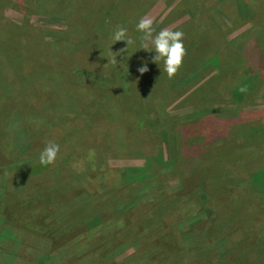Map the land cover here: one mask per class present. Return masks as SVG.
Wrapping results in <instances>:
<instances>
[{"label":"rangeland","instance_id":"rangeland-1","mask_svg":"<svg viewBox=\"0 0 264 264\" xmlns=\"http://www.w3.org/2000/svg\"><path fill=\"white\" fill-rule=\"evenodd\" d=\"M75 1L0 0V198L15 191L29 198L23 210L48 212L39 221L30 220L33 214L25 220V213L2 201L10 212L0 219V264H209L211 249L210 264H222V248L242 242L238 230L245 224L243 214L220 211L216 196H231L225 200L238 213L239 203L247 202L243 212L263 246L250 257L254 261H240L237 252L230 264H264V210L249 213L253 199L244 198L254 176H264V14H256L264 0H103L90 10L95 20L85 40L71 44L68 24L76 5L69 4ZM144 16L154 21V34L193 22L185 27L186 54L171 79L162 64L159 69L153 63L152 76L140 86L148 113L134 127L136 139L110 153L101 134L103 113L73 108L89 104L70 91L84 89L104 104L113 101L104 95L110 85L103 82L117 80L122 61L108 63L111 54L101 46L112 22L122 17L136 39L135 26ZM214 39L226 55L222 67ZM116 44L114 53L126 47ZM64 46L70 55L98 47L99 59L92 50V60L72 67V78L54 60ZM130 85L137 83L122 80L118 88L141 109ZM59 107L71 116L60 115ZM50 141L60 152L52 165L41 166L39 153ZM129 168L133 173L124 170ZM121 202L134 205L135 226H125L133 211L116 209ZM222 238H228L223 247L217 243Z\"/></svg>","mask_w":264,"mask_h":264},{"label":"trees","instance_id":"trees-1","mask_svg":"<svg viewBox=\"0 0 264 264\" xmlns=\"http://www.w3.org/2000/svg\"><path fill=\"white\" fill-rule=\"evenodd\" d=\"M101 2H103V0H76L74 3L69 4V7H73V5H76V9L74 10L75 11V14L73 17L74 19L71 22H69V24H68L69 25V29H68L69 31L68 32L70 33V38L72 39V41L70 42L71 44H73L75 42H82L83 40H85L84 38L86 37V35L91 30L90 25L92 23H94V20H95V18H93V20H92L91 15H89L90 10L96 9L97 6ZM122 2H124V0H122ZM90 5H91V7L89 9ZM79 6H80V9L78 8ZM258 7L256 8V14H258V15H260L261 13L264 14V11H263L264 6L262 7V5L259 4ZM119 8H121V7H119ZM132 9H133V7H132ZM130 13H132V10L129 7L128 14H130ZM75 18H76V20H75ZM189 24H193V22H190L187 25H184L181 29H179V30L184 32V35H186L188 33V30L186 31L185 27L189 26ZM111 25L113 27L111 28L110 35L117 25H122L125 28H127L128 33L133 38H135V33L132 30L131 25H129V22L127 21V19L125 17H122L121 20L113 21ZM189 29H191V28L189 27ZM110 35H109V38H110ZM207 36L212 38L210 34H207ZM109 38L107 40L105 39L103 41V45L101 46V50L103 51V47H104L105 52H107V54H111L109 51L110 47H112V49H111L112 51L118 50V48H119V46L117 44L112 46L111 41L108 43ZM214 40L216 43L214 42V51L213 52L220 59L217 66L222 67L224 65H227L226 62L224 61V59H226V55H223L221 53V48H220L221 42L216 40V39H214ZM124 46H125V44H124ZM97 49H98V47H95L92 50L96 51V57L95 58H97V60H98L99 58L97 57V51H98ZM92 50H89L87 55L84 52H83V54H79L82 51L78 52L77 54L70 55L69 50H67V46H64V47L60 48V53L56 58H54V60H56L55 62L57 64H59L60 66L63 67V69L67 75L70 74L72 76V78H74L75 76L71 72L72 67L74 65H77L79 62H82L83 59L84 60H92V58H90L91 54H94L92 52ZM149 50H150V47L148 49L141 50L138 48L137 45L130 46L127 53L130 54L131 52H134V51L135 52L132 53L131 55H124L123 56V58H122L123 60L120 63L122 68L121 69H120V67L117 68V70H118L117 71L118 72L117 73V80L113 83L109 82V80H106L105 82H103L104 84L110 85V86L106 87L104 90V95H106L108 97V99H111V98L113 99V101L110 104L107 102L108 100L104 104V102H102L98 99L96 100L95 98L91 97V95H87V93H86L87 91L84 89H82L83 91H76V89H71V91H70L71 94L73 95L74 99H77V96H81L82 101L84 100V103L89 104V107H87L85 105L84 106L83 105H77V106H74L73 108H78V107H82L83 109L88 108L90 112H93V110H90V109L95 108V109L99 110V113H101V112L103 113L101 116L99 115V118H100V120L102 119V130H104V134L102 133V130H101V134H102V136H104L103 138L107 141L108 145H110V147H109L110 150L107 152H110V153L116 152V151H118L119 148H124L126 146L131 145L133 143V141L136 139V133H135L136 129L134 127L136 126V124L139 123L140 120H143L148 113L147 96L144 92V88H142L140 86L142 83L149 81L148 78H150L152 76V72L154 70L153 63H151L152 53L147 52ZM260 54H261V56H263V52H261ZM262 58L264 59V56ZM104 59H106V58H104ZM142 61L148 62V67H149V71L143 75H141L137 71V69L140 67ZM212 70H216V69L210 67V71H212ZM203 75H202V77H203ZM122 80H128L129 83H134V84L137 83V86L135 85V87L130 85L131 86V93L134 97H136L141 102V109L140 108L138 109V107H137L138 104H136L135 102L129 103V102L125 101L121 89L118 88ZM77 81L79 82L78 79L74 80V82H77ZM92 83H95V82L88 80V84H92ZM117 88L120 90H117ZM111 89H113V91H111ZM67 98H68V96L63 94V98H61V100H66ZM121 98H122V100H121ZM154 102H156V100ZM112 103H113V105H112ZM120 103L122 105L120 108L121 110L119 109ZM59 108H62V110L60 111V115L66 116V114H68V117L71 116L68 113V109H66L64 107H59ZM53 115L55 117H57V113H54ZM68 120H71V119H68ZM79 120H81L82 122L86 121V119H82L81 117L78 118V121ZM73 126L75 127V123ZM98 127H100V125ZM90 129H92V127ZM57 130L62 132V135H63V132H64L63 128H61L59 126L57 128ZM59 131L57 133H59ZM92 134H94V133H92ZM61 142L65 143L66 142L65 138H63L61 140ZM23 150L24 149H21L20 152H22ZM57 166H58V162H57ZM124 170L127 173H128V171H130V173H133L132 171L134 169L129 168V169H124ZM37 177L41 181H43L41 175H38ZM262 178H264V176H258V177L254 176V178L252 179V185L249 186V191H247L244 195L245 196L244 198L249 197V198L253 199V201L251 203V207L248 210L249 213L252 211V212H254V214H258V213L263 212V210H264V187L262 186V185H264V183L262 184L260 182H257L259 179H262ZM115 192H117V190H115L114 193ZM14 196H17L18 198L15 199ZM19 196H21V195L18 193H15V191L12 192L11 190H9L7 195L0 198V213H1L0 219L8 218L6 211L10 212V209L3 206L2 201H4V200L7 201L9 207L11 205V208L13 211L25 213V215H24L25 220L30 219L29 215L33 214L32 211L27 212L26 210L22 209L23 202H28L29 198L26 196H21L23 198V201H20ZM204 196H205V194L201 195L202 198H205ZM228 198H231V196L224 197V198L220 197V196H216V198H214L213 200L216 202V204H219V208L217 207L219 210H220V208H223V209H225V211H227V210H228V212L232 211V213L235 212L236 214H239L241 216L243 214L244 221H242V224H245V226H244V229L242 227H240V229L241 228L243 229V234L241 233L240 229L238 230V232H240V236L242 238L240 240L242 242H240V243L238 242L237 243L238 245H235V247L232 248L231 250H229L228 244H226V240L228 238L227 239L222 238V239H220V241L217 242L221 247L225 246V244H226V246L224 248H222V250H224V251L222 253L223 256H222L221 262H222V264H230L231 263L230 261L233 258L235 259V253H237V252L240 253L239 254V260L240 261H243V260L246 261L247 259L254 261L250 257H255V255L258 252H260V247L263 248V246H262V242H260L259 239L256 237L258 233L253 232L251 229L249 222L252 220L248 218V213L245 214L243 212L245 205H248V204L246 201L242 200L239 203V207H240L239 209L243 210V211H241L242 213H238V211H237L238 208L234 202L230 201L229 203H227L228 200H225V199H228ZM49 200H50V198H48L46 201H49ZM124 203L125 202H123V203L121 202V205H118V207L116 209H121V210L123 209L125 212L133 211V213H131V215L125 219V226L126 227L135 226L132 223V221H130L131 216L133 218H135L136 220H138V216L135 215L136 212H135V210H133L135 207H134V205L124 204ZM201 203H203V202H201ZM45 205L47 207L50 206V204H45ZM69 205L70 204H68L63 209L67 208ZM233 205H235V206H233ZM205 206H206V204L204 205V207ZM234 208L236 211L234 210ZM2 212L4 214H2ZM44 212L48 213L47 211H44ZM44 212H42L39 208L36 209L34 214L31 215L32 217L35 216L36 218L30 219V220L39 221V220L43 219ZM109 212H111V211L109 210ZM235 213H234V216H237ZM103 214L106 215V213H103ZM112 217H110V218H112L111 219L112 221L117 220L115 218L117 216H115V217L112 216ZM102 218H103V216L100 217L101 221H102ZM103 220H104V218H103ZM13 221H14V219H11L10 224ZM87 223H88V221H87ZM247 225H249L248 229H246ZM21 226L24 228L26 227L24 225H21ZM5 235H6L5 237L10 242L14 241V238L11 235H9L7 233H5ZM247 244L249 245L248 248H250L247 250L248 252L243 251L244 248L247 247L246 246ZM214 246H215V244H214ZM214 251H215V249H211L208 251L209 253H207L209 260H211L210 262H208L209 264L214 260V257L212 256V254H210V253H214ZM222 254H220V256ZM243 256H244V258H241ZM87 257H88V254H87Z\"/></svg>","mask_w":264,"mask_h":264},{"label":"clouds","instance_id":"clouds-1","mask_svg":"<svg viewBox=\"0 0 264 264\" xmlns=\"http://www.w3.org/2000/svg\"><path fill=\"white\" fill-rule=\"evenodd\" d=\"M154 21L148 16L142 17L136 24L135 30L139 36L134 39L127 28L122 25H117L111 33L110 40L112 46L118 42H124L126 47L120 52H113L110 47L111 59L108 63L117 65L123 59H119L124 53H127L130 46L138 45L141 50L148 49L149 53H154L151 57V63L156 64L159 69L163 66V73L169 79L173 78L179 70L183 58L186 54L184 47V32L181 30H171L169 28H162L158 32L153 31ZM107 63V64H108ZM106 64V65H107ZM137 71L143 75L149 71L148 62L142 61ZM161 71V70H160ZM239 91L244 93L247 91L246 87H240ZM60 152V145L54 141L48 142L42 151L39 153V163L41 166L52 165Z\"/></svg>","mask_w":264,"mask_h":264}]
</instances>
